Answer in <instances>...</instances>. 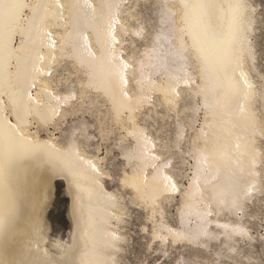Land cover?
Wrapping results in <instances>:
<instances>
[{"label": "bare ground", "instance_id": "obj_1", "mask_svg": "<svg viewBox=\"0 0 264 264\" xmlns=\"http://www.w3.org/2000/svg\"><path fill=\"white\" fill-rule=\"evenodd\" d=\"M124 1L134 10L135 0H28V3H25L28 15L21 17L22 19L11 27V32L19 39L17 45H12L13 39L0 31V238L4 232L20 225L24 211V200L16 187L18 168L16 169L14 150L38 147L49 154L57 153L63 157L67 163V167L63 166L67 174L76 176L83 169H87L88 174L95 176V179H92L96 180L97 186L94 187H97L95 190L99 192L100 199L89 209L91 234L88 239H81L80 236L77 241L79 244H90L91 248L85 250V253L77 258V262L117 264V254L123 250L121 243L125 239L119 233V229L123 228L120 225L125 224L121 218L125 208L120 202L121 197L117 198L118 195H114L116 193H109L104 187L102 177L107 176L108 171L105 172L100 165L103 159H96L88 153L78 134L72 139L70 135L62 132L59 138L51 137L49 142H40L35 133L29 132V126L33 122L39 127L50 124L56 130H61L66 115L77 111L75 102L78 95L83 94L87 103L93 107L101 100L106 101L114 121L126 127L123 130L130 141L126 140L123 145L121 143L124 141L118 140L117 149L128 166V172L121 169L122 176L118 177V181L130 190V201L142 203L149 212L155 207L163 211V206L171 202L174 194L180 196L175 218L177 229L165 222L156 223L155 219L156 222L153 221L156 225L153 227L156 231L150 232L152 238H158L163 243L168 238L171 243L183 242L199 247H207L208 243L213 241L217 242L214 245L216 257H220L219 250H222L224 258L232 261L242 259V254L240 256L241 252L239 253L236 247L238 241L250 236L245 227L246 218L251 217L248 207L249 204H258V196L264 190V75L257 71L258 64L253 63L256 59L255 49L253 42H250V37L257 30L256 22L260 21L253 15L256 5H253V0H232L233 6L227 14L216 13L214 19L216 28H221L220 39L212 41L207 38V31L203 26L197 27L196 23V27L193 25V0H152L150 2L158 11V25L150 34L148 49L136 60L131 56L122 58L117 47L120 34L128 30L122 21L123 18L121 19V14L128 11L123 8ZM130 12L128 14L133 15ZM2 16L0 15V20ZM214 19L212 18V22ZM228 23L231 24V35L226 36L222 29ZM129 31L137 35L134 30ZM60 64L72 67L73 72L78 75L80 91H76V84L73 85L72 82L64 85L63 92L53 91L50 80L60 68ZM157 73L158 77L153 79L152 76ZM236 74L239 78L235 77ZM256 77L260 81H256ZM31 89L35 90V95L30 94ZM194 98L198 99L199 105H196ZM152 99L155 100V105H169L170 111H175L171 138L166 145L156 144L155 141L158 137L160 139V135L156 132L152 138L145 132L146 126L140 127L134 121L135 110L152 104ZM198 110L202 112V121L199 128L195 129L193 116ZM96 116L98 114H95V117L92 115V118ZM9 118H13V122ZM100 120L99 117L98 122L93 121L94 125L97 124L99 134ZM184 132L191 133L190 143L185 150V154L192 159L187 186L181 184L182 178L186 177L182 172L184 170L181 168V162L170 163L171 155L177 157V154L181 153L179 146ZM87 136L92 138L90 134ZM120 138L125 139L124 136ZM161 149H165V152H161L163 155L167 154L163 160H159ZM238 212L239 217L236 216ZM228 215L232 217L228 219L232 220L225 218ZM73 237L75 239V236ZM3 244L0 245V258L7 248ZM187 249L188 246L185 250ZM233 250L235 255L230 256L229 252ZM223 255L221 254V257ZM49 257L50 255L47 258ZM3 261H0L1 264ZM217 262L215 264H219V261ZM46 263L49 264V261Z\"/></svg>", "mask_w": 264, "mask_h": 264}, {"label": "rangeland", "instance_id": "obj_2", "mask_svg": "<svg viewBox=\"0 0 264 264\" xmlns=\"http://www.w3.org/2000/svg\"><path fill=\"white\" fill-rule=\"evenodd\" d=\"M7 1L8 0H6V1L0 0V15L1 16L3 15L1 18L2 20H0V22L1 21L3 22V23L2 22L0 23L1 24L0 25V31L2 33H4V35L10 36V38L13 39L12 45L16 46L17 43L19 42V39L15 35H13V33L11 32V27L13 28L15 26V24H17V21L26 17V14L28 15V10L25 9V3L27 4L28 0H9V2H7ZM135 1H136V4L134 7V10H132L130 8V6H129L130 4L127 1H124L122 3L123 8L127 9L128 11L121 14V19L123 18L122 21H123V23H125L126 28L128 27V30L126 32H123L120 34L119 44L117 47L119 49V55L122 58H123V56H124V58H126V56L127 57L131 56V58L133 57L132 59L135 58L137 60L138 58H140L139 56H142L143 53L148 49L150 34L156 30L157 27L155 28V26L158 25L156 23L157 17H158V11L155 9L156 7L151 3L152 0H142V1L141 0H135ZM253 1H252V3H254L253 5H256L255 6L256 8L253 9V15H255V17L257 16L256 18L260 20V21L257 20L256 23H258V24L255 25V30L256 29L257 30L254 31L253 35L250 37V42H253V44H254V49H255L254 50V54H255L254 56L256 57V59H255V57L253 56L255 59V60H253V63L255 65L258 64L257 65L258 68L255 66L256 69H259L257 71L258 72L260 71L264 75V25H263L264 24V21H263L264 20V0H253ZM13 2H15V3H13ZM193 3H194V11L195 12H194V16H192V18L193 17H195V18L193 19L192 22H193L194 27L203 26L205 31H207L206 35L208 36L207 38L209 40L214 39V41H217V39H220L221 28L220 29L216 28V22L214 19V15L218 12H222L224 14H227L229 9L232 8V6H233L232 0H193ZM18 4L22 5L23 7L18 5ZM22 8H24V9H22ZM199 8H200V10H198ZM154 9H155V11H154ZM7 11H9V12H7ZM129 12L133 15H129L128 14ZM206 13H207V15H206ZM19 15H20V17L18 18ZM200 17H201V19H200ZM212 18L214 19L213 22H212ZM139 20H141V21L139 22ZM15 21H16V23H15ZM203 22H205V23H203ZM195 23H196V26H195ZM198 24H199V26H198ZM207 24H209V25H207ZM129 30H134L137 35L132 34L131 31H129ZM222 30H223V32L226 33V36L231 35V24L228 23L227 25H224V28ZM53 31L55 32L56 30H53ZM145 31H147V32H145ZM122 41H123V43H122ZM146 43H147V46H146ZM255 45H257L258 47ZM62 64H60V68H58L59 70L57 69L58 72L56 71L55 72L56 74L54 73L53 77L51 78L52 80H50L51 88L53 89V91L60 90L61 92H63L64 91V85H69V84L73 83V85L76 84L75 85L76 91L77 90L80 91L81 84L78 83V80H77L78 75H76L73 72L72 67L63 66ZM55 66H57V64H55ZM61 66H63V67H61ZM155 75L156 76H154V75L152 76L153 79H156L158 77V73ZM235 77H238L237 74ZM255 79H256V81L259 80L257 77ZM34 89L30 90L31 95H35ZM100 99H102V98H100ZM196 99L197 98H194V102L196 103V105H199V101H198V99L197 100ZM154 102H155V100L152 99L150 101V103H152V104H148V105L146 104V105L141 106V108L139 107L138 109H136L134 112V117H135L134 121L137 125L139 124L140 127L143 126V128H144L146 126L144 128L145 132L150 134L152 138H153V136H155L156 132H157L156 134L158 136L160 135V139L158 137L157 141H155L156 144L166 145L169 143V140L171 138V133H172V129H173V127H172L173 123L172 122H174V119H175V111L174 110L170 111L169 105L168 106L167 105H161V107H160V105H155ZM75 103L77 104V105L76 104L75 105L78 107V109H76L77 111L75 110L76 112L73 113L72 115H66L65 120H64L65 121L64 126L61 128V130H56L50 124H48L47 126H40L39 127V125H37V123L33 122L29 126V132L35 133L37 139L40 140V142H49L48 140H50L51 137L59 138L62 132L66 135H70V137H72V139H74L73 137L76 134H78L85 144V150L88 153L90 152V154L94 158L103 159L102 162L100 163V165H101V167H103L105 172L108 171V173L106 172V175L108 177L107 176L102 177V180H104V187H105L107 192L112 193V194L116 193L114 195H118V196H116L117 198L121 197L120 202H121L123 208H125V210L122 213V217H121L124 220V221L122 220V223H125V224H121L120 226H122L123 228L119 229V233L125 239L123 241L124 243L123 242L121 243V247L123 250H121V252H119L117 254V258H119L116 261L117 264H204V263L209 264V262H210V264H215V263H218L217 261H219V264H233L234 262H235V264H238V262H239V264H264V190H263V193L258 196L259 197L258 198L259 199L258 204L257 203H254L253 205L249 204V207H248L249 215H251V217L249 216L246 218L247 222L245 223V225H246L245 227H246V231L248 230L247 231L249 233L248 235H250V236L247 237V239L244 238L241 241H238L237 242L238 248L236 247V249H239L238 250L239 253L241 252L240 256L242 254V257H241L242 259H239V260L237 259L235 261H232L231 259H229L227 257L224 258V255H223L224 251H222V250H221V252L219 250V254H220V257H221V254L223 256L221 258L219 256L216 257L214 255V250H215L216 246H214V245H216L217 242H213V241H210L208 243L209 245H207V247H209V249H207V247H205V246H203V247L202 246L199 247L196 245L190 246V245L183 243V242L171 243L170 241H168L169 240L168 238L164 241V243L160 242V240L158 238L157 239L152 238V236H151V233L156 231V228L153 226H155L156 223H158V222H165L167 224H171V226H173L172 227L173 229H177L176 226L178 227V225L175 222L176 221L175 218H176V214H177V209H176L177 203L180 199V196L178 194L173 195L174 199L172 198L171 202H168V204L163 206V208H162V210L164 211L163 214L161 213L163 211H159L156 207L154 208L155 211L153 210L154 212L153 211L149 212V209L145 208L142 203H140L138 201L135 202L136 204L134 202H131L130 198H132V195H130L131 194L130 190L128 188H125L124 186H122L120 184V182L118 181L119 178L122 176V171L128 172V166L125 164L124 159L120 156V154L118 152L119 149H117V144L120 140L124 141V142L121 141L122 142L121 144H123V145H125L126 140L128 142L130 141L129 136H126V134H125L126 132L124 131L126 127L124 128L120 124V122L118 123L117 121L116 122L114 121V118H113L112 113H111L110 108H109V104L106 101L104 102V100L103 101L101 100V102L97 103V104L101 103L100 105L94 104V107H93L87 103V99L82 94L81 96L78 95ZM153 103H154V105H153ZM96 106H98V107H96ZM166 107H167V109H166ZM93 108L94 109L98 108L99 110H101L100 113H98L99 112L98 109L97 110L95 109V111H94ZM161 108H163V109H161ZM152 110H153V112H152ZM158 111H160V112H158ZM101 112L104 113L105 115L104 114L102 115ZM93 113L98 114V116H96V118H94L95 114H93ZM196 113L193 116V119H194L193 121H195L193 124V127L195 129H198L199 124L202 121V119H201L202 118V112H201V110H198ZM91 114L94 115V117H93L94 119L92 118ZM178 115H180V114L178 113ZM102 116H104V117H102ZM99 117L101 119L99 121L100 127H101L100 134L98 133V130H97L98 129L96 126L97 124L94 125L95 123H93V121H95V120H96L95 122H98L97 120H99ZM154 118H155V120H154ZM9 120L11 122H13V118H9ZM101 125H103V126H101ZM165 125H167V126H165ZM189 133L190 132H184L183 133V139L180 142L181 146H179V149L181 150V153H179L180 156L177 154V157H175L176 155H171V157H170L171 158V160H170L171 164H175V163L179 164L178 162L179 161L181 162V166H182L181 168H182V170H184L182 172L186 176V177H183L181 180V184L183 186H187V177L191 173L192 159L188 155L185 154V150L190 143L191 133L190 134ZM89 134H90V137H92V138H89L87 136ZM163 134H165V135L167 134V135L165 136ZM168 134H170V135H168ZM123 136L125 137V139L120 138ZM29 148L30 147H27V148L24 147V149L23 148H21V149L16 148L17 150L16 149L14 150L15 156L17 159L16 160V163H17L16 169L18 168L16 170L17 171L16 172V178L18 179V180L16 179V187H17L19 195L24 200V211L22 214V220H21L20 225L18 227H15L13 229L8 230L7 232H4V234L0 238V245L2 246V244L4 243L3 245H5V247H7L5 249L6 250L8 249L7 251L5 250V254L3 255V257L0 258V261L2 262L3 259H5L2 264H11V263L12 264H38V263L39 264H42V263L48 264V263H46L48 261H49V264H53V263L64 264L65 261H67L65 264H69V263L73 264V262H74V264H80L79 262H77V258L79 256H82L85 253V250H87V249L89 250V247L91 248V245L87 244V243H85V244L80 243L79 244V242H77V241L80 238V236H81V239L84 238L86 240V239H88L89 235L91 234L92 227H90V226H92V221H91V217L89 216V211H90L89 209L92 206L96 205V203H98V200L100 199V195L98 194L99 192L96 191L97 187H94V186H97V184H95L96 180H93V179H95V176L88 174L89 170H87V169H83L79 175H76V176L75 175H69V174H67V172H65L64 167L65 166L67 167V163L63 157L59 156L57 153H56V155L51 154V153L49 154L46 151H44L43 149L38 148V147H34V148H30V149ZM161 150L159 152H160V155L161 154L162 155L160 156L161 159L159 158V160H163V158L167 157L166 156L167 154L164 153V155H163V153H161V152H165V149H161ZM178 156H179V158H178ZM55 157H57V158H55ZM60 158L64 159L65 161L61 160ZM182 158L184 159L183 161H182ZM159 160H157V162ZM64 162H65V164H64ZM109 163L110 164L112 163L111 166ZM121 169H122V171H121ZM31 171H33V172H31ZM84 171H86V172H84ZM43 174H45V176ZM87 174H88V176L89 175L90 176L88 177ZM85 175H86V177H85ZM18 177H21V178H18ZM52 177H54V178H52ZM35 179H36V181H35ZM51 180H53V181H51ZM86 181H88V182H86ZM91 181L92 182L94 181V182L92 183ZM33 183H35V185ZM74 187H76V189H74ZM33 188H35V189L32 190ZM78 189L81 191H79ZM90 189L93 191L90 192L91 191ZM64 190H65V192H64ZM82 190H83V192H82ZM41 192H42V194H41ZM95 196H97V197H95ZM69 197H71V198H69ZM87 197H88V199H87ZM50 198H51V200H49ZM95 198L97 199L96 202H95V200H96ZM32 200H33V202H32ZM80 203H81V205H80ZM138 203H140V204H138ZM79 205H80V207H79ZM29 206H30V208H29ZM80 210L82 213L80 212ZM66 211H67V213H66ZM125 211H126V213H125ZM50 212H51V214H50ZM83 212H86V213H83ZM124 213H125V215H123ZM152 214H154V215H152ZM38 215H40V216H38ZM47 216H48V218H47ZM82 216H83V218H82ZM87 216H89V217L85 218ZM160 216H162V217H160ZM236 216L239 217V212L236 214ZM77 217H78V219H77ZM152 217H153V219H151ZM225 218L228 219V218H232V217L228 215V217H225ZM155 219L157 220V222ZM228 220H232V219H228ZM30 221H32L31 222L32 224L30 223ZM78 222L80 225L78 224ZM72 224L74 225V227ZM71 226H72V228H71ZM28 228H29V230H28ZM20 230H21V232H20ZM35 230H37V231L35 232ZM68 230H69V232H68ZM75 231H76V233H75ZM39 232H41V233H39ZM30 233H32L33 235ZM72 233H73V235H72ZM116 233H117V231H116ZM160 233L161 232H158V234H160ZM62 234H63V236H62ZM67 235H68V237H66ZM70 235H72V236L70 237ZM6 236H7V238H6ZM41 236H42V238H41ZM73 236H75V239ZM24 237H26V238H24ZM27 237H28V239H27ZM31 237H32V239H29ZM59 237H60V239H58ZM40 239H41V241H40ZM47 239H49V240H47ZM248 239L250 241H248ZM10 242H12V244ZM17 243L19 244V246ZM246 244H248V245H246ZM12 245H13V247H12ZM61 246H63V247H61ZM167 246H168V248H167ZM187 246H188V249L185 250L187 248ZM189 246H190V248H192V250L193 249H197V250L192 251L189 248ZM18 247H20V248L18 249ZM30 247H32V248H30ZM198 249H200V251ZM23 250H25V251H23ZM72 250H74V251L72 252ZM18 251H19V254H18ZM12 252H14V253H12ZM53 252L54 253L56 252V253L54 254ZM39 253L40 254L42 253L41 254L42 256ZM72 253H74V254H72ZM5 255H7V256H5ZM17 255H19V256L17 257ZM48 255H50L49 258H47ZM229 255L234 256L235 251L234 250L230 251ZM52 256H53V258H52ZM245 256H247V257H245ZM21 257H23V259ZM37 259H39V260H37ZM195 261H196V263H195ZM220 261H222V262H220ZM1 262H0V264H1ZM50 262H52V263H50Z\"/></svg>", "mask_w": 264, "mask_h": 264}]
</instances>
